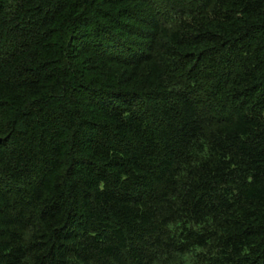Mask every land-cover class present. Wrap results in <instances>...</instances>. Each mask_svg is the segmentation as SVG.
<instances>
[{"label": "trees", "instance_id": "1", "mask_svg": "<svg viewBox=\"0 0 264 264\" xmlns=\"http://www.w3.org/2000/svg\"><path fill=\"white\" fill-rule=\"evenodd\" d=\"M0 264H264V0H0Z\"/></svg>", "mask_w": 264, "mask_h": 264}]
</instances>
